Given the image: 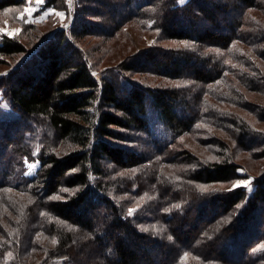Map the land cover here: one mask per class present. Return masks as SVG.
<instances>
[{"label":"trees","instance_id":"obj_1","mask_svg":"<svg viewBox=\"0 0 264 264\" xmlns=\"http://www.w3.org/2000/svg\"><path fill=\"white\" fill-rule=\"evenodd\" d=\"M28 1L0 0V12ZM78 8L70 31L41 35L37 51L0 78L13 109L0 108V264H264V174L251 193L220 189L243 178L238 163L173 150L149 120L152 110L175 139L204 124V133L216 128L264 157V130L232 110L264 122V105L240 99L235 84L264 99V0H80ZM132 23L188 45L148 46L97 78L81 42ZM32 49L0 40V57ZM144 75L177 84L151 86L136 78ZM168 161L185 166L164 173Z\"/></svg>","mask_w":264,"mask_h":264},{"label":"rangeland","instance_id":"obj_2","mask_svg":"<svg viewBox=\"0 0 264 264\" xmlns=\"http://www.w3.org/2000/svg\"><path fill=\"white\" fill-rule=\"evenodd\" d=\"M188 1L189 0H180V4L184 5ZM79 5L80 0H58L54 4L51 3V0H44V3L42 4H38L37 0H29L23 7H14L0 12V40H2L4 36L16 38L28 45L31 43L32 48L34 49V51L28 55H18L10 58L0 57L1 60H4L3 62H0V78L7 76L11 71L16 69L17 64H23L25 60L29 59L30 56L37 51L41 45V35L47 34V32L53 35L56 31L60 30H65L67 32L70 31V27L76 19ZM28 8L33 9L30 14L25 11V9ZM57 13H59V15ZM255 15L258 16V13ZM34 26L36 29L35 31L37 33L38 31L40 32L38 33L39 36H37L38 34L35 33L32 28ZM51 30L53 31L51 32ZM13 33H15V35H13ZM186 43L187 42L179 41H161L159 32L148 31L140 24L136 23H132L125 28H122L112 38L88 36L85 41L81 42L82 48L85 51H88L91 55L89 65L93 67L95 66L93 73L97 78H100L105 71L107 72L110 69L117 70L116 66H118L124 58L128 55L136 54L148 46L160 44L168 48L179 49L187 46L188 44ZM230 64L232 65L231 68L234 66L233 69L239 74L248 71L246 68H242L231 62ZM229 77H232V80H235V72L230 73ZM136 78L141 82H146L151 86L156 87L177 84L153 75L138 76ZM235 84L239 85L236 92L240 95V99H242L241 94L245 93V99H247L253 106H257V104L264 105V99L260 93L252 92L245 87H242V85L238 83V80H235ZM225 89L226 87L223 86L220 87L218 91L222 92ZM210 99V102H215V98L210 97ZM0 108L6 112H13L9 100L4 99L2 93H0ZM222 108L227 109L230 107L224 105ZM232 110H236L240 115L252 121L258 130H264V122H260L255 114L252 115V113L243 108ZM149 120L151 129L157 140L162 144L171 142L175 143V148L171 147L173 150L187 149L196 155L200 161L205 163L223 161L227 156H230L232 161L238 163L240 165L239 172L243 178L228 185H216V187L220 189H235L238 187H234V185L240 182L249 181L250 183L247 187H241L247 189L248 192L251 193L255 188L254 180L264 174V157L242 148L235 140L236 138L234 136H230L229 134L213 127L207 128L208 132L204 133V124H202L199 126V129L202 128L200 132L187 133L180 138L175 139L171 131L165 127V125L159 120L157 114L152 110L149 112ZM151 148H153L152 144ZM164 158H166V156ZM172 165L173 166H171L168 161L167 163L160 165V170L164 173L175 174L176 168L182 169L185 166V164ZM38 167V162L29 164L27 175L33 176ZM151 198L153 199L154 197ZM137 202V206L140 207V200H137Z\"/></svg>","mask_w":264,"mask_h":264},{"label":"snow or ice","instance_id":"obj_3","mask_svg":"<svg viewBox=\"0 0 264 264\" xmlns=\"http://www.w3.org/2000/svg\"><path fill=\"white\" fill-rule=\"evenodd\" d=\"M37 3L42 4V3H44V0H37ZM25 11L30 14L31 11H33V9L28 8V9H25ZM57 14L59 15V13H57ZM13 35H15V33H13ZM249 183H250L249 181L240 182V183L234 185V187H241V186L247 187ZM205 190L206 189L201 188V191H205ZM53 243H55V241H53Z\"/></svg>","mask_w":264,"mask_h":264}]
</instances>
